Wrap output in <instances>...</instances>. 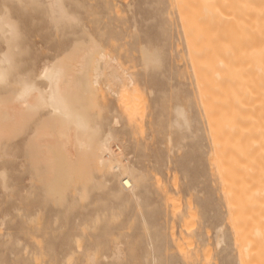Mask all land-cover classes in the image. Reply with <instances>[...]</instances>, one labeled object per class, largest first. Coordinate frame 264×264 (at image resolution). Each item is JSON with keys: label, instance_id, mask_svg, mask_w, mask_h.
<instances>
[{"label": "rangeland", "instance_id": "1", "mask_svg": "<svg viewBox=\"0 0 264 264\" xmlns=\"http://www.w3.org/2000/svg\"><path fill=\"white\" fill-rule=\"evenodd\" d=\"M81 56L96 81L92 92L79 94L96 131L94 148L108 135L110 145L124 148V164L132 162L143 181L141 200L121 205L111 196L119 183L104 178L103 186L98 179L80 186L75 204L55 211L51 200L73 182H60L51 195V140H37L51 134V109L39 108L25 127L0 139V264H84L86 246L101 250L93 264H242L171 0H0V61L7 74L0 101L11 107L24 82L45 95L44 68L78 66ZM95 174L76 172L83 180ZM97 193L108 201L97 208L113 209L105 211L99 247L74 226L86 214L80 204ZM181 238L194 239L211 257L181 250ZM68 246L83 251L71 258Z\"/></svg>", "mask_w": 264, "mask_h": 264}, {"label": "bare ground", "instance_id": "2", "mask_svg": "<svg viewBox=\"0 0 264 264\" xmlns=\"http://www.w3.org/2000/svg\"><path fill=\"white\" fill-rule=\"evenodd\" d=\"M171 4L186 50V67L191 70L201 121L211 145L210 162L218 170L235 246L242 264H264V0H171ZM78 59V66L74 63L69 68L61 64L44 68L41 77L49 83L45 95L35 85L24 82L11 107L0 101V139L25 127L32 118L30 115L39 108L51 109V134L37 135L40 142L51 140V195L56 194L60 182H73L72 187L65 189L67 193L64 190L51 200L54 210L61 209L65 202L75 204V194L81 195L77 194L80 186L86 188L88 183L97 179L100 183L104 178L109 184L119 183L117 189L112 185L111 196L122 204L113 206L110 198L111 207L119 204L128 207L141 200L142 178L138 180L133 175L132 162V166L124 164V148L116 144L114 150L110 135L94 148L96 131L83 110L84 98L79 94L82 88L92 92L96 81H91L88 74L90 60L82 56ZM3 62L0 61V83L7 79ZM125 103L133 107L130 100ZM93 169L96 174L91 179L83 180L76 175ZM99 196L105 197L97 193L87 204H80L86 214L82 221L77 219L74 223L78 221L74 225L76 233L87 243L94 240L96 247L100 246L101 230L108 221L105 211L113 210L97 208L108 202ZM72 207L75 210L79 206ZM174 207L182 211L179 200ZM70 208L68 213L73 211ZM180 217L182 221L183 215ZM52 221L58 222L55 215ZM54 235L51 233V241ZM195 245L194 239L178 241L181 250H192L197 257L203 253L205 260L211 257V250H199ZM87 247L84 252L68 246L65 252L74 258L79 254L77 251H83L84 264H93V255L98 256L101 250L90 247L93 250L90 252ZM113 252L117 256L122 254L118 247Z\"/></svg>", "mask_w": 264, "mask_h": 264}]
</instances>
